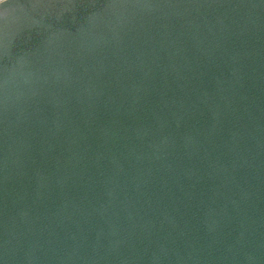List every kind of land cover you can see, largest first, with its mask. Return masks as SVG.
Listing matches in <instances>:
<instances>
[{
  "label": "water",
  "instance_id": "95a60500",
  "mask_svg": "<svg viewBox=\"0 0 264 264\" xmlns=\"http://www.w3.org/2000/svg\"><path fill=\"white\" fill-rule=\"evenodd\" d=\"M0 264H264V0H0Z\"/></svg>",
  "mask_w": 264,
  "mask_h": 264
}]
</instances>
